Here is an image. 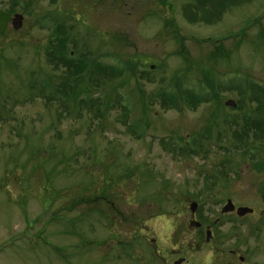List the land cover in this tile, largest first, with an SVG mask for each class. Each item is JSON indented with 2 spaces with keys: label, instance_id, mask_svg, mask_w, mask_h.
Wrapping results in <instances>:
<instances>
[{
  "label": "rangeland",
  "instance_id": "374dc122",
  "mask_svg": "<svg viewBox=\"0 0 264 264\" xmlns=\"http://www.w3.org/2000/svg\"><path fill=\"white\" fill-rule=\"evenodd\" d=\"M0 7L24 16L0 34V264H241L231 249L264 264V0H224L211 23L199 0ZM60 28L88 63L81 96L114 102L104 117L32 96V80L62 77L46 54ZM96 62L121 74L90 85ZM190 92L205 100L190 106ZM164 93L176 106L160 103ZM187 144L205 152L173 150ZM228 199L253 214L222 215ZM221 217L219 235L238 224L247 240L200 242L191 220Z\"/></svg>",
  "mask_w": 264,
  "mask_h": 264
},
{
  "label": "trees",
  "instance_id": "16d2710c",
  "mask_svg": "<svg viewBox=\"0 0 264 264\" xmlns=\"http://www.w3.org/2000/svg\"><path fill=\"white\" fill-rule=\"evenodd\" d=\"M224 0H199L200 6L209 4V9L212 11L214 9V12H211L209 14V22H216L218 21L217 19L220 16V11L222 10L220 5L223 4ZM234 2L236 0H226V2ZM192 7V8H191ZM191 9L193 12V15L195 19H198V7L196 5H191ZM13 9V8H12ZM9 12H14L11 11V9L8 10ZM210 22V23H211ZM3 34V33H2ZM67 43L68 39L65 33L61 30L58 32L57 35H54L50 39L49 45L46 47V54H47V61L52 64L54 67H62L64 68L62 77H60V80H49L46 76L41 80V81H34L32 80L29 83V86L31 87L30 89L33 91L32 96H37L40 95L43 98H45L48 102L54 101V102H61L67 105L68 102L75 108H78L80 110L84 109H89L90 111L95 110L92 113H95L93 116H99V117H104L106 114V110L102 109V106L104 103H106L105 100H102L98 97H91V96H81L80 92L78 91L80 88H82V85L85 83V79L87 78V71L86 68L88 66V63L86 59L84 58H77L73 57L70 50L67 48ZM93 70L90 72V85H100L103 81H100V78H105L106 79H111L112 76H119L121 74V70L114 69L112 67H108V65H103L99 62H96L93 65ZM86 71V72H85ZM86 73V74H85ZM95 75H97L95 77ZM100 76V78H99ZM56 81V82H55ZM262 91H264L262 89ZM118 94V93H117ZM61 95V96H60ZM190 92L188 95H185V99H189L190 97L193 98V106H196L198 103H200L201 100H205L203 97L195 95L193 92ZM151 95L148 96V98ZM121 97L120 94L117 95L115 102L119 103L121 107L123 108L124 112V118L127 119L128 115L130 114V108L128 105L125 103H121V100H119ZM152 98V97H151ZM196 98V103H194V99ZM153 99V98H152ZM162 99L160 100V103L164 105V107H172L176 106L174 104L176 97L175 94H170V93H164L162 94ZM177 101V100H176ZM113 101L109 100V104H111ZM114 103V102H113ZM110 106V105H109ZM79 110V111H80ZM257 123L258 120H256ZM137 125L136 127H138ZM135 123H132L130 128L135 129ZM252 130V128H256L254 130H259L258 125H250L247 127L248 130ZM137 129V128H136ZM248 130H242L239 132H234V142H242L243 139L248 136L247 132ZM257 135V134H256ZM258 137H260V134H258ZM194 146V145H193ZM192 145H185L182 147H174L175 150H179L180 152H193L196 153L199 148V152H205L203 150V147H193ZM230 150V149H228ZM96 199V198H95ZM98 199V198H97ZM91 199H85L82 196H78L77 200H75L73 203L77 204H82V203H89Z\"/></svg>",
  "mask_w": 264,
  "mask_h": 264
},
{
  "label": "flooded vegetation",
  "instance_id": "af4514ba",
  "mask_svg": "<svg viewBox=\"0 0 264 264\" xmlns=\"http://www.w3.org/2000/svg\"><path fill=\"white\" fill-rule=\"evenodd\" d=\"M202 205H200L199 203H198V206H197V209L195 210V211H192L193 212V216H195V213H196V211L198 210V208L199 207H201ZM222 208H223V206H222ZM222 208H221V214L222 215H228V214H233L234 215V213H235V215L238 217H236V219L235 220H237V219H239V218H245L247 215H252L253 214V212L252 213H249V214H247V215H245V216H238L237 215V212H236V210L235 211H232V212H226V213H223L222 212ZM221 215V216H222ZM207 218H200L199 220H197V219H193V220H191V222L192 221H196V222H198L199 223V225H191V222H190V225L194 228V229H196V231H197V237H198V240L201 242V241H203V239L205 238V241L208 243V242H210L212 239H214V238H225V239H227V238H231V239H234V238H236L237 240H238V242H241V240L244 238L243 237V235L240 233V229H239V227H238V224H234V228H235V230H232L231 231V234H230V232L229 233H222V234H224L223 236H221V235H219L218 234V228L220 227V225L219 224H222V217L221 218H217V219H215V221L214 222H212V224H209V223H207ZM253 232H255V230L253 231ZM209 237V238H208ZM244 239H246L247 240V238H244ZM229 254H231L232 256H234V257H237L238 258V260L240 261V263L241 264H244V263H247V264H250V263H248L247 262V260H246V257H244L243 255H241L240 253H239V250H233V249H231L230 251H229ZM241 257H244L245 258V261L243 262V261H241L240 260V258ZM180 259H182V262L180 263V264H189V261H188V259L186 258V257H181V256H177L176 258L174 257V259L170 262V263H168V264H176V262L178 261V260H180Z\"/></svg>",
  "mask_w": 264,
  "mask_h": 264
},
{
  "label": "water",
  "instance_id": "95a60500",
  "mask_svg": "<svg viewBox=\"0 0 264 264\" xmlns=\"http://www.w3.org/2000/svg\"><path fill=\"white\" fill-rule=\"evenodd\" d=\"M23 20H24V16L20 13H15L14 15H11L8 12L0 9V33H3L6 31V29L9 26V23L12 24L14 29H17V30L21 29L23 26ZM226 105L230 107H236L237 103L234 100H228L226 101ZM197 206H198V203L193 201L190 205V208L192 211H195L197 209ZM235 210L238 216H245L253 212V209L247 206H240L236 208V206L233 204L231 199H228L227 203L222 208L223 213L232 212ZM191 225H199V223L196 221H192ZM240 260L244 262L245 258L241 257ZM181 262H182V259L178 260L176 264H180ZM244 264H247V263H244Z\"/></svg>",
  "mask_w": 264,
  "mask_h": 264
}]
</instances>
